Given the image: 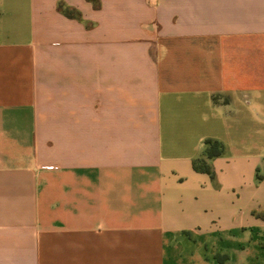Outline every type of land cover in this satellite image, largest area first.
I'll return each instance as SVG.
<instances>
[{"label":"crops","instance_id":"crops-1","mask_svg":"<svg viewBox=\"0 0 264 264\" xmlns=\"http://www.w3.org/2000/svg\"><path fill=\"white\" fill-rule=\"evenodd\" d=\"M263 168L264 0H0V264H264Z\"/></svg>","mask_w":264,"mask_h":264},{"label":"trees","instance_id":"trees-1","mask_svg":"<svg viewBox=\"0 0 264 264\" xmlns=\"http://www.w3.org/2000/svg\"><path fill=\"white\" fill-rule=\"evenodd\" d=\"M58 9L60 12H62L65 16H67L69 18H75V16H77V13L74 10L63 7V5H60L58 7ZM207 144L209 145V148H210L209 153H208V158H212V157L217 156L219 154L218 143L208 142ZM193 167H194V170H196L197 172H202V173H206L210 176H213V172H212L210 166L207 165L205 160L194 161ZM263 177H264V168L262 170V173H261V171L257 170L256 178L258 180H261Z\"/></svg>","mask_w":264,"mask_h":264},{"label":"rangeland","instance_id":"rangeland-1","mask_svg":"<svg viewBox=\"0 0 264 264\" xmlns=\"http://www.w3.org/2000/svg\"><path fill=\"white\" fill-rule=\"evenodd\" d=\"M213 258H214V260H216L217 262H219V261H222L223 259V257H222V254L220 255V254H216V255H214L213 256Z\"/></svg>","mask_w":264,"mask_h":264},{"label":"clouds","instance_id":"clouds-1","mask_svg":"<svg viewBox=\"0 0 264 264\" xmlns=\"http://www.w3.org/2000/svg\"><path fill=\"white\" fill-rule=\"evenodd\" d=\"M203 119L206 121L208 119V116L207 115H204L203 116Z\"/></svg>","mask_w":264,"mask_h":264}]
</instances>
